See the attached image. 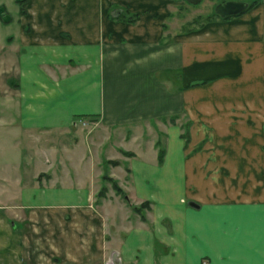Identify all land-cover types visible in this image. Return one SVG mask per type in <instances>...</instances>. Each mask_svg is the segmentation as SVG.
Instances as JSON below:
<instances>
[{
    "label": "crops",
    "instance_id": "crops-1",
    "mask_svg": "<svg viewBox=\"0 0 264 264\" xmlns=\"http://www.w3.org/2000/svg\"><path fill=\"white\" fill-rule=\"evenodd\" d=\"M169 1L183 4L28 0L19 12L16 104L0 106L1 129L20 142L93 118L133 154L106 152L128 167L123 180L110 173L124 198L110 182L96 196L102 131L89 154L74 138L61 169L31 153L33 182L20 150L13 175L0 169L19 215L0 208V264H264V0L170 37ZM151 121L164 132L161 162L157 137L140 132ZM145 200L142 219L132 205Z\"/></svg>",
    "mask_w": 264,
    "mask_h": 264
},
{
    "label": "rangeland",
    "instance_id": "rangeland-1",
    "mask_svg": "<svg viewBox=\"0 0 264 264\" xmlns=\"http://www.w3.org/2000/svg\"><path fill=\"white\" fill-rule=\"evenodd\" d=\"M28 0H0V106H14L16 104V58H15V49L18 47L19 38V27H20V8L23 7L26 12V2ZM183 4H177L176 1H169L168 2V9L167 15L164 18V23L162 24L163 28H167V32L170 34L169 37L173 35V33L182 30V28H189L191 26H195L197 24H202L205 20L211 16L212 11L215 12V8L219 4L228 3V2H244L238 0H227V1H220L213 2L210 0H181ZM248 1V0H245ZM24 12V13H25ZM221 15V14H220ZM80 124L78 129L71 128L70 130H49V131H42V130H34L29 132L22 133V136L16 135L19 137L20 142L15 139L14 133L15 131H11L10 133L1 129L0 126V169L7 170L6 166L11 172L12 175L17 166V160L20 154L22 155L21 160V167L22 171L24 172V180L28 182H33L34 177L29 178L30 174H35L37 170L35 169V159L30 161V154L32 153L35 158L39 157L42 162L45 160L50 159V155H53V158L59 162V168H63L64 163L69 165L70 159V148L73 147L72 145L75 141L74 138L80 139L83 141L84 150L86 152L91 153L89 149V145H92L90 142L91 137H102L103 141L100 143L99 153L101 154L100 160V177L102 173L109 174L111 171H116V178L118 175H121L124 178L125 171H128V167L124 161L119 160V163L112 164L109 162L111 159L110 156L106 154L107 148L111 147L112 145L119 149L120 144L117 145L119 142L118 135H121V131L113 130V129H104L102 130L101 127L97 124V121L93 118H80L78 120ZM1 124V123H0ZM143 129L140 130L143 137H148L150 135H154L157 139H160L163 142L164 139V132L158 129L155 125V121H151L150 125L142 124ZM184 128H182L183 132ZM104 135L99 136V134ZM189 132V130H188ZM108 134V135H107ZM76 135V137L74 136ZM106 135V137H104ZM95 137V138H96ZM185 139V138H184ZM126 141L129 139L126 138ZM19 143V144H17ZM66 144V146L64 145ZM20 147H19V146ZM123 145L122 150L123 154L127 155L124 146L126 143L121 144ZM91 148V147H90ZM124 148V149H123ZM49 152L50 155L46 153ZM121 152V151H120ZM39 153L40 156L37 155ZM107 155V156H106ZM42 156V157H41ZM94 157L98 156V153L93 155ZM114 157V156H112ZM43 158V160H42ZM121 158V157H120ZM15 159V160H14ZM65 160V161H63ZM108 160V161H107ZM48 163V161H46ZM114 166V167H113ZM56 167V166H55ZM113 167V168H112ZM128 173V172H127ZM25 175H27L25 177ZM111 176V175H110ZM47 177L44 175H40L39 180L46 179ZM115 178V177H113ZM115 178V179H116ZM37 179V178H36ZM122 179V177H121ZM123 180V179H122ZM14 181V180H13ZM117 181V179H116ZM107 180H103L101 178V183L109 184ZM118 182V181H117ZM100 183V184H101ZM111 184V182H110ZM3 184L1 183L0 186ZM12 186V185H11ZM1 189V188H0ZM123 189V188H122ZM2 190V189H1ZM0 190V198L6 201V206L1 204V209L4 212H7L11 218H18L16 211L18 210L15 208L11 202L18 201L15 196L14 185L7 189L5 192ZM98 196V193L97 195ZM99 197V196H98ZM102 197V196H100ZM95 200L93 199V202ZM10 202V203H9ZM145 210V209H144ZM18 212V211H17ZM21 212V211H20ZM27 213H24L20 216L19 219H22L23 225H26L28 218L26 217ZM92 264H110V261L104 262H97Z\"/></svg>",
    "mask_w": 264,
    "mask_h": 264
},
{
    "label": "trees",
    "instance_id": "trees-1",
    "mask_svg": "<svg viewBox=\"0 0 264 264\" xmlns=\"http://www.w3.org/2000/svg\"><path fill=\"white\" fill-rule=\"evenodd\" d=\"M18 1H21V0H18ZM255 2H256V0H248V1L242 2V7L238 11H236L235 14H239V13L245 11L246 9L251 7ZM19 10L21 13L25 12V9H23V7H21ZM135 19H136V15L131 20L134 21ZM172 120H174V117H172ZM188 124L189 123L186 122V124L184 126V131L182 133V136L185 138L186 141L189 138ZM155 144L158 147V162H161L163 160V155H164L165 150H164V147H163L160 139H157ZM126 154L132 155L133 152L127 151ZM109 162H111L112 164H117V163H119V160L110 159ZM101 178L103 180L110 181L111 185L115 189V191L117 193H120L124 198H127L125 191L122 189V187L119 186V184L115 178H113L109 174H105V173H102ZM105 192H106V185L102 184L99 191H98V196L100 197V196L105 195ZM148 206H149V201L145 200V201H142L140 204L132 205V209L135 210L136 212L140 213L141 218L144 219L145 218L144 209L147 208Z\"/></svg>",
    "mask_w": 264,
    "mask_h": 264
},
{
    "label": "water",
    "instance_id": "water-1",
    "mask_svg": "<svg viewBox=\"0 0 264 264\" xmlns=\"http://www.w3.org/2000/svg\"><path fill=\"white\" fill-rule=\"evenodd\" d=\"M195 1V0H193ZM242 7V3L240 2H228V3H221L216 6L215 11L221 15H227L229 13H235ZM189 204L193 206H198L197 203L194 201H189Z\"/></svg>",
    "mask_w": 264,
    "mask_h": 264
},
{
    "label": "built area",
    "instance_id": "built-area-1",
    "mask_svg": "<svg viewBox=\"0 0 264 264\" xmlns=\"http://www.w3.org/2000/svg\"><path fill=\"white\" fill-rule=\"evenodd\" d=\"M203 264H207V263L204 261Z\"/></svg>",
    "mask_w": 264,
    "mask_h": 264
}]
</instances>
